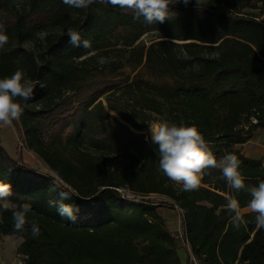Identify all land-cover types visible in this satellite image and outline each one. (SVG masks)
Instances as JSON below:
<instances>
[{"label": "trees", "instance_id": "1", "mask_svg": "<svg viewBox=\"0 0 264 264\" xmlns=\"http://www.w3.org/2000/svg\"><path fill=\"white\" fill-rule=\"evenodd\" d=\"M263 11L264 0L200 7L191 0L172 6L163 23L148 24L106 0L87 9L63 0H23L17 9L0 0V30L9 38L0 49V78L20 68L32 80L33 97L22 102L17 122L26 149L52 173L15 160L0 140V181L11 184L12 202L32 206L22 231L14 229L12 209L0 214V240L23 239L25 264H183L161 205L149 199L159 195L181 210L199 264H264V229L245 212L247 186L264 180V163L241 149L264 129ZM68 27L80 33V45L70 43ZM149 30L157 37L141 43ZM43 32L35 51L25 48ZM98 56L113 59L101 67ZM161 119L197 126L218 159L236 154L246 188H230L217 170L195 191L164 176L147 135ZM61 190L79 209L75 221L49 206ZM231 196L247 221L239 229L224 207Z\"/></svg>", "mask_w": 264, "mask_h": 264}, {"label": "clouds", "instance_id": "2", "mask_svg": "<svg viewBox=\"0 0 264 264\" xmlns=\"http://www.w3.org/2000/svg\"><path fill=\"white\" fill-rule=\"evenodd\" d=\"M97 0H63L65 5L76 9H87ZM107 3L120 8L131 9L136 17H143L145 22L153 24L163 23L173 15L172 6L183 3L187 6L191 0H106ZM200 7L203 0H195ZM23 0H15V6L19 9ZM67 36L70 43L80 45V33L71 27L67 28ZM8 36L0 30V49L8 42ZM83 47L90 48L91 42L83 40ZM113 58L98 56L97 64L104 66L112 62ZM34 84L27 73L17 68L12 74L0 78V125H11L13 121H19L23 114L22 102H27L33 97ZM151 143L158 146L160 171L172 182L181 185L183 191H195L201 186L204 176L210 175L211 170L220 172V179L227 182L228 186L236 191L246 188L245 177L241 172V161L234 153H227L219 159L208 146L203 134L197 126L181 123L177 125L161 119L158 123L149 126ZM250 200L246 211L255 213V226L264 229V180L258 186H247ZM12 195L10 183L0 181V214L11 211L14 229L22 231L29 223L28 214L32 211L29 202L17 204L9 197ZM59 200H50L49 206L55 207L57 214L66 219L75 221L79 211L71 201L72 194L68 190L59 192ZM229 213L230 223L239 229L246 225L244 212L240 202L234 196L227 198L224 206ZM32 236L40 234V228L36 222H31Z\"/></svg>", "mask_w": 264, "mask_h": 264}, {"label": "rangeland", "instance_id": "3", "mask_svg": "<svg viewBox=\"0 0 264 264\" xmlns=\"http://www.w3.org/2000/svg\"><path fill=\"white\" fill-rule=\"evenodd\" d=\"M9 2L11 5L15 4V0H9ZM260 11L261 10H246V13L260 15ZM260 20L264 22V11L261 15ZM58 31L59 29L55 28L49 29L48 32ZM45 35L46 32L40 33L34 41L27 42L25 44V48L31 51H35L37 49L38 43L43 39ZM157 35V32L149 30L143 36L140 42L149 43L151 40L156 38ZM154 124L156 123H153L151 125ZM147 135L151 142V133L149 130L147 131ZM0 140L8 154L15 160L33 168L41 175L52 174L47 165L38 156L26 149L23 140V134L17 121H13L11 125L7 126L0 125ZM151 146L158 155V146L153 143H151ZM124 194L126 195L127 193ZM126 197L127 199L132 200L136 198L135 196L130 194L126 195ZM149 199L161 205L158 211L165 220L168 231L176 238L178 254L183 264H199V262L192 255L190 246L186 242L181 210L175 206L173 201L164 196L152 195L149 197ZM22 242L23 239L14 235L2 237L0 240V264H25V258L22 255L18 254V249Z\"/></svg>", "mask_w": 264, "mask_h": 264}, {"label": "crops", "instance_id": "4", "mask_svg": "<svg viewBox=\"0 0 264 264\" xmlns=\"http://www.w3.org/2000/svg\"><path fill=\"white\" fill-rule=\"evenodd\" d=\"M241 149L246 157L264 163V129L256 130L249 142L241 146Z\"/></svg>", "mask_w": 264, "mask_h": 264}]
</instances>
